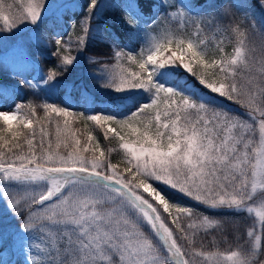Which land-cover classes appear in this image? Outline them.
<instances>
[{
  "label": "snow or ice",
  "instance_id": "snow-or-ice-1",
  "mask_svg": "<svg viewBox=\"0 0 264 264\" xmlns=\"http://www.w3.org/2000/svg\"><path fill=\"white\" fill-rule=\"evenodd\" d=\"M75 5L78 12L54 23L63 20L74 28L78 22L83 35L65 40L57 30L54 43L39 32L21 40L19 55L39 78L9 73V84L0 69V93L6 97L11 87L35 95L41 86L55 88L90 43L98 42L109 49L103 54L108 59L88 57L90 66L102 64L89 78L106 96L93 101L95 114L43 104L45 113L63 118V129L55 122L56 148L70 147L69 134L73 139L65 153L52 150L44 127L39 133L33 128L32 101L23 116V99L0 102L2 131L8 134L0 136V148L6 149L0 152V254L19 252L23 260L17 264H193L194 255H204L194 251L197 232L208 236L231 227L238 235L241 225L231 217L252 213L257 188L264 190V0H108L107 7L101 0H75ZM46 7L40 0L10 18L0 5V35L43 23ZM172 19L182 23L171 25ZM205 29L234 40V55L210 56L200 38ZM73 43L76 55L70 54ZM45 52L55 60L47 72L40 66ZM109 59H127L138 71L110 74ZM77 115L109 125L105 139L109 133L120 138L127 167L111 163L98 140L90 146L91 132L83 144L76 138L69 117ZM21 126L31 131L17 130ZM126 129L135 134L131 143L121 135ZM193 204L227 213L207 215ZM256 215L264 229V210ZM224 259L264 264L251 244Z\"/></svg>",
  "mask_w": 264,
  "mask_h": 264
},
{
  "label": "trees",
  "instance_id": "trees-1",
  "mask_svg": "<svg viewBox=\"0 0 264 264\" xmlns=\"http://www.w3.org/2000/svg\"><path fill=\"white\" fill-rule=\"evenodd\" d=\"M102 7H107L108 0H101ZM77 12L79 9L76 10ZM63 16V15H61ZM55 18H47L44 17L43 23H39L40 25V33L46 34L50 40H55V36L53 34L55 27L59 28L60 34L62 35L63 39L68 40L71 39L72 41H75L77 36H82L81 34V28L79 23L75 25L74 28H69L68 23H66L63 20H59L57 23H54L57 17ZM169 23V22H166ZM171 25H174L172 20L170 21ZM102 26V25H101ZM93 27H96V21H93ZM188 32H194V28L188 27ZM201 39H204L207 44V48L209 50V55L212 56H218L219 58L221 56L225 57H231L234 55V46L235 41H230L229 38L221 31L218 30H209L205 29L204 32L201 34ZM130 47L135 48V44L130 45ZM222 49V51H220ZM109 49H107L106 45L99 44L98 42L90 43L89 49L84 51L82 55L79 56L78 63L76 64L75 68L70 71L66 76L60 78L59 84L55 88H48V91L52 96V101L48 103H54L56 106H64L65 104L70 105V110L76 112L77 114L83 113L85 115L87 114H95L93 112V101L98 97L99 99L103 100L105 99V92L101 91L99 88L94 86V82L90 80L89 78V72L90 70L98 69L102 66V64L92 65L90 66L87 63L88 57L90 56H98L101 62H103L105 59H108L103 54L107 53ZM71 55H76V45L73 43L71 45ZM55 63V60L50 55H47V52H45V58L40 60V66L44 69L45 72H47V69L49 66L53 65ZM109 67L107 69V72L110 74H116L119 76V74L124 73L128 74L133 71H138V68L134 65L130 66V62L127 59H122L119 61L116 60H110L109 59ZM1 69V68H0ZM3 70V69H2ZM4 76L8 77V71L5 69L3 70ZM99 74V73H97ZM19 78L15 77L14 79ZM7 79V78H6ZM12 80V79H8ZM189 83L190 84H196L197 87H199L196 79L194 77H189ZM19 91V90H18ZM35 95L32 92H28L27 95L23 91H19L21 94V98L23 99L25 103V109L26 111H29V108L27 106L28 101H32L33 105L35 106V115L32 117L33 125H37L38 127H44L45 130L50 134L49 139L51 141L52 149L54 151L59 150L65 151L71 146H74L73 139L71 135L69 134L67 136V143L69 144V148H65L64 143H61L60 148H56V121L59 120L60 127L63 129V118H58L55 116L54 113H45L43 109L44 98L45 93L44 87L41 86L40 88H37L34 90ZM178 99V98H177ZM64 102L63 104L61 102ZM161 102V101H160ZM159 102V103H160ZM17 103H21V100H19ZM163 103V100H162ZM161 104V103H160ZM231 107L235 108V111L239 114H243V109L236 108L234 105H230ZM99 107L103 108L105 105L101 104ZM22 110V111H23ZM163 110V109H161ZM155 109L152 110V115H155ZM243 119L247 120V117H242ZM52 121L50 124L49 121ZM70 120V129L71 132H75L76 138L81 139L82 144L85 142L87 135L89 132L92 133L94 140L90 141L89 144L92 147H95L96 140L99 141L100 148L106 150V155L110 159L111 163L116 164L120 169H124L128 165L123 160L124 151L120 149V138L117 136H114V134L109 133L108 139H105L104 131L109 125L96 126L94 125V122H88L81 120L79 118V115L76 117H69ZM112 127H116L115 125H111ZM134 127H140L138 124H134ZM3 124L0 122V136H7V133H4L2 131ZM36 128V127H34ZM17 130L28 132L27 129H23L22 126L18 128ZM38 130V129H37ZM78 130V131H77ZM154 130V128H153ZM119 131V129H117ZM121 135L124 137V141L126 142H133L135 140V134L131 133L130 129H126L124 132H121ZM259 137V131L258 127L256 130V139ZM10 138V137H9ZM21 140H23V136L20 137ZM40 139V136L37 135L34 139V143H37ZM65 140V136L62 134L61 141ZM2 143V142H0ZM26 143V142H25ZM45 147H47V142L45 144ZM1 150H6L5 148H0ZM111 149V152L109 153L107 150ZM97 155H99V152H97ZM249 191H251V182H249ZM176 199L181 200L182 203L185 204H192L193 202L183 199L182 197L177 196ZM195 208H197L199 211L204 212L207 215H214V216H223L227 213V210H209L203 208V206L195 205L193 204ZM250 206L253 208L252 213H246L244 216L240 217H231L232 219L237 220L238 223H240L241 228L239 234H234L233 229L231 227H227L224 231H221L220 229H215L212 233V235L204 236L203 230L201 229L199 232H197L196 235V243L194 245V251H199L201 253H205L209 250H219V251H239L241 248L248 247L249 244H255L256 242V236H260V242L263 241V231L264 229H261L260 227V219L256 215L257 212L254 210L258 209L259 211L264 210V190H261L257 188L256 195L253 197V201L250 202ZM167 215V214H165ZM171 227H174L170 225ZM251 229L253 231V236L249 237L247 236V231ZM213 236L215 239H213ZM189 238L192 239L191 231L189 233ZM182 245H185L184 240H179ZM253 242V243H251ZM187 250V249H186Z\"/></svg>",
  "mask_w": 264,
  "mask_h": 264
},
{
  "label": "rangeland",
  "instance_id": "rangeland-1",
  "mask_svg": "<svg viewBox=\"0 0 264 264\" xmlns=\"http://www.w3.org/2000/svg\"><path fill=\"white\" fill-rule=\"evenodd\" d=\"M40 0H0V5L3 6V11L5 15H9V17H18L22 13H24L29 6V4L33 3H39ZM45 3L47 4L46 10L43 12V18H55L56 16L61 15H71L72 11H76L78 8L75 5V0H72L71 3H68L67 0H55V2H48V0H45ZM172 22L175 25H180L182 21L179 19H172ZM39 24V22H38ZM3 25V21L0 20V26ZM40 25L32 26L30 24L26 26H22L19 31H16L15 34H10L7 32H3L2 35H0V68L5 69L8 71V73H15L19 72L22 74V76H27L29 78H39L38 72L35 68H33L31 65H25L21 56L19 55V45L21 40L27 41L30 37L34 36L36 32L40 33L39 29ZM35 29V31H34ZM60 32V29L55 27L54 32L56 31ZM0 32H2V28H0ZM53 32V33H54ZM82 34V32H81ZM83 35V34H82ZM216 57V56H215ZM216 58H219L218 56ZM7 78V79H6ZM5 80L3 82L11 84L13 81L8 80V77L6 76ZM45 98L43 99L44 102H51L52 96L48 88H44ZM17 93L19 95V98L17 97ZM6 98L8 103H12L13 100L16 101V103L21 100V94L19 93L18 89L9 88L6 97L3 93H0V102ZM161 103V104H160ZM160 109H163V103L162 100L160 102ZM29 111L23 110L21 115H26ZM33 116L30 118L32 119ZM36 127L37 133H39L40 127L37 125H33V128ZM38 129V130H37ZM31 130H28L30 132ZM29 138H32L29 136ZM26 142V141H25ZM25 150H27V143H24ZM53 150V149H52ZM70 150L67 149L65 151H61L62 153H65L66 151ZM54 151V150H53ZM0 152H6V150H1ZM255 212H258L259 210H254ZM264 233V231H263ZM253 243V242H251ZM253 249L256 252L257 256H264V234H263V241L260 242V240L255 242V244H252ZM235 251V250H231ZM231 251H219L217 249L215 250H209L204 253V255H194L193 256V264H232L231 261H227L224 259L225 256L229 255ZM196 253H201L199 251H195ZM210 254V255H209ZM0 259L4 261H10L11 264H17L18 261L23 260L22 254L19 252H8L0 254Z\"/></svg>",
  "mask_w": 264,
  "mask_h": 264
}]
</instances>
